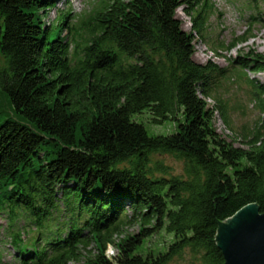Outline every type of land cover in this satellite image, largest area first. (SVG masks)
<instances>
[{"label": "trees", "instance_id": "1", "mask_svg": "<svg viewBox=\"0 0 264 264\" xmlns=\"http://www.w3.org/2000/svg\"><path fill=\"white\" fill-rule=\"evenodd\" d=\"M58 1L0 0V93L15 117L0 118V216L17 260L71 264L94 243L84 264H223L221 224L249 205L264 213V83L246 73L264 72V55L194 61L206 9L186 4L198 0H108L47 27ZM234 76L259 114L239 134L222 96ZM144 112L175 132L150 135L135 120ZM218 117L235 135L219 133ZM161 232L166 250L145 249Z\"/></svg>", "mask_w": 264, "mask_h": 264}, {"label": "rangeland", "instance_id": "2", "mask_svg": "<svg viewBox=\"0 0 264 264\" xmlns=\"http://www.w3.org/2000/svg\"><path fill=\"white\" fill-rule=\"evenodd\" d=\"M106 1L108 0H60L56 6L48 9L45 14V22L47 27H51L57 23V20L63 14L69 12L70 15L65 21L67 25H72L76 19H82L83 16L89 14ZM186 6L192 11L202 7L206 9L203 37L197 34L195 36L194 61L204 65L212 62L220 67H227L229 65V59L246 54L250 50H255L264 55V25L260 22L255 23L252 20V16L264 17V0H198L197 3L193 5L187 3ZM177 17L180 19L184 29L187 32H191L193 20L182 8L178 10ZM67 33L66 31L65 34ZM243 37L247 38L242 40ZM230 45L232 46L228 49ZM70 56L73 58L74 49L71 50ZM246 73L251 79L254 78L264 83V72L253 73L247 70ZM224 88L228 89V92H222V96L224 99H228L230 108L237 111L231 114L236 128L235 134H239L238 129L242 127L252 128L259 119V114L254 108L255 103L250 99L245 88L241 87L239 82L235 80V76L225 83ZM208 102L210 105L213 104L212 100H208ZM8 117L15 118L14 109L0 93V118L4 121ZM135 120L141 122L150 135H169L175 132V127L171 122L154 124L151 116L147 112L135 116ZM215 125L219 133L223 136L228 137L234 134L224 127L225 125L219 117L216 119ZM229 140L231 139L229 138ZM235 145L241 146V142L236 141ZM152 159L153 161H162L165 165L171 167L173 174L184 173L183 162L170 155H154ZM130 214H128V218L131 217ZM6 227V218L0 216V264H21L17 260L20 254L14 248L9 247L10 239L5 235L4 231ZM139 229L138 224L126 227L127 232L131 234H136ZM33 231L31 232L30 230L29 234H33ZM27 236L29 235L24 233L22 238L25 239ZM172 240V236L161 232L147 240L144 248L148 250L152 249L155 252L165 251ZM95 249V244L91 243L87 250L84 251V257L80 261L71 264H84L88 257V251H92L93 255L96 252ZM117 253L118 250L113 246L107 252L109 256ZM171 264L186 263L179 259Z\"/></svg>", "mask_w": 264, "mask_h": 264}, {"label": "water", "instance_id": "3", "mask_svg": "<svg viewBox=\"0 0 264 264\" xmlns=\"http://www.w3.org/2000/svg\"><path fill=\"white\" fill-rule=\"evenodd\" d=\"M223 264H264V213L256 205L222 223L216 237Z\"/></svg>", "mask_w": 264, "mask_h": 264}]
</instances>
